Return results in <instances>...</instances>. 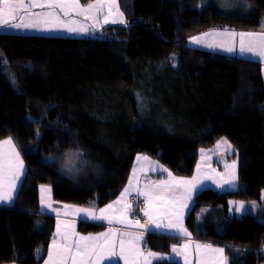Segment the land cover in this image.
<instances>
[{"label": "trees", "instance_id": "obj_1", "mask_svg": "<svg viewBox=\"0 0 264 264\" xmlns=\"http://www.w3.org/2000/svg\"><path fill=\"white\" fill-rule=\"evenodd\" d=\"M247 1L250 10L227 13L170 0H119L127 23L105 25L97 36L0 28V53L15 77L13 83L0 74V140L13 137L28 168L15 203L0 207V264L47 259L57 217L41 213V185L52 186L59 205L98 209L120 195L138 154L189 177L200 149L215 148L222 138L237 150L243 185L202 191L187 227L198 241L237 247L229 251L230 264L263 263V64L188 42L219 28L264 32V0ZM75 152L85 162L77 160L78 171H63ZM231 200L257 202L258 212L231 218ZM79 229L106 227L82 222ZM180 243L153 230L144 238L146 251L168 256Z\"/></svg>", "mask_w": 264, "mask_h": 264}, {"label": "snow or ice", "instance_id": "obj_2", "mask_svg": "<svg viewBox=\"0 0 264 264\" xmlns=\"http://www.w3.org/2000/svg\"><path fill=\"white\" fill-rule=\"evenodd\" d=\"M108 6V11L103 15V22L100 23L99 14L104 6ZM113 8L116 9V15L121 19L110 18L113 16ZM32 9H40L33 12ZM21 13L27 15L31 22H23ZM83 17L84 20H92L94 28H102L108 24H126L123 19L124 13L120 12L116 5V0H94L93 3L81 4V0H0V28L8 29H26L52 31L58 29H66L73 33H87L89 27L75 26L77 21L72 19L65 22L61 19L70 17L71 14ZM21 18L20 23H14L17 18ZM71 25V26H70ZM210 32L202 33L201 36H209ZM220 35H228L231 37L239 36V47L234 44L227 46L223 44H207L201 39V36H193L189 38L190 44L205 45L209 48H222L228 52H239L242 54H250L259 58L264 62V32H240L225 30ZM249 39H245V38ZM174 59V57H173ZM26 67H31L26 65ZM0 74L9 76L10 80L15 83V77L11 75L10 66L6 58L0 55ZM43 115V114H42ZM31 119V118H30ZM39 136V132H36ZM227 140L222 138L217 142L227 144ZM7 146V151L5 150ZM231 147L230 145H228ZM204 150H201L203 155ZM82 152L69 153L68 159L63 162L62 170L66 172L78 171L76 162H85L80 159ZM47 159H55L48 157ZM137 162H145L154 165L152 171H159L165 175V179L150 180L143 188L138 187L139 179L137 177V168H133V175L129 178L128 185L120 192L119 197L103 208L99 209V214L95 206L77 208L76 212L82 214L85 220L97 222H107V224H118L125 227L135 225L144 231L155 230L160 234L175 233L178 238H185L189 242L184 243L181 247L171 246V252L176 257H182L183 264H191V256L193 252L199 258V264H227V257L224 255L223 248H214L211 245L190 243L191 233L184 226L185 215L194 211L195 197L202 190L206 189L207 182L214 183L218 188L236 187L237 162L234 160L231 165H225L228 169L224 173L217 176L201 174L200 166L197 165L196 174L191 177H182L174 175L169 169L160 165L158 162L152 161L150 157L138 154ZM143 171V169H140ZM24 162L20 153L11 137L0 141V204H12L18 196L22 187L21 177L25 173ZM135 181V183H134ZM51 188L47 185L41 186V213L47 210L59 212V209L53 208L50 203V197L46 193H50ZM137 203L135 207L129 202V197L133 196ZM140 198H143L142 201ZM141 203L143 206H141ZM65 208L68 206L65 205ZM253 207H255L253 203ZM247 211L245 204L240 203L236 209L237 212ZM264 211V210H262ZM139 212L145 219L141 223L139 218L135 220L129 219V214ZM203 214V210L201 215ZM199 218V217H198ZM58 237V240L55 238ZM144 239L143 232L139 235H132L129 232L121 233L120 228L110 227L107 232L97 233L96 235H81L75 231L74 224L64 222L63 229L61 221L57 219L56 232L54 238L47 251V259L44 264H103L104 261L116 260L119 258L123 264H140L143 260L144 264H151L147 257H152L161 261L172 259V256H165L159 253L148 252L147 257L140 251L139 243ZM38 252L40 250H37Z\"/></svg>", "mask_w": 264, "mask_h": 264}, {"label": "rangeland", "instance_id": "obj_3", "mask_svg": "<svg viewBox=\"0 0 264 264\" xmlns=\"http://www.w3.org/2000/svg\"><path fill=\"white\" fill-rule=\"evenodd\" d=\"M170 1H172L174 3H177L179 5L181 4L182 7L183 6H189V7L193 8V9H198V10H201V11L205 10V9H208L210 7H213V6L214 7H218L221 10H223V12H227V13H229V12L234 13V12H237V11H240V10H243V11L250 10V4H249V2L247 0H170ZM26 2H27V0H26ZM93 2H94V0L91 1L90 3H93ZM81 4H83L82 1H81ZM116 5L118 6L119 11L123 12V10L121 9L119 0H116ZM32 11L36 12V11H40V9H32ZM107 11H108V6L105 5L103 10H102V12L99 14V19H100V23L101 24L103 22V15ZM115 13H116V9L113 8V16L110 17V18H114V19H117V20L121 19ZM61 19L64 20L65 22H69V23H70V21L72 19H75L77 21V24L75 26L83 25L85 27H89L90 31L87 32V33H73V32H69V31H67L66 29H63V28L58 29V30H52V31L26 30V29H8V28H1V29L4 32H8V33L37 34V35L41 34V35H46V36H62V37H81V36H97L98 35V30H97V28L93 27L94 22L92 20H84L83 17L76 16L74 13L71 14L70 17H64L63 15H61ZM123 19L126 20L125 14L123 16ZM20 22H21V18L18 21H15L14 23H20ZM23 22L27 23V22H31V21L29 20V18H27V19H23ZM115 24H120V23H115ZM225 30L230 31V32L232 31V29H230V28H226V29L219 28V29L210 30L209 32H211V34L209 36H201V34L196 35V36H201V39L205 41V45L210 43V44H223V45L227 46V45H229L231 43V44H234L238 48L240 40H238L237 36L231 37V36H228L226 34L220 36L219 33H224ZM213 31H218L219 35L215 36V32H213ZM245 32H254V31L246 30ZM213 39H215L216 42H213L212 41ZM222 41H226V42H222ZM190 45L193 46V47H201L200 45H196V44H190ZM205 45H203V46H205ZM203 48H205V47H203ZM206 48L208 50H212V49L216 50L217 49V48H209L207 46H206ZM235 53H237V52H228V51L224 50V54H227L229 56H232ZM0 55H2V53H0ZM11 138L13 139V141H14V143H15V145H16L19 153H20V156H21V158L23 159V162H24V168H25L26 171H25L24 175L21 177V180H22V183H23V180H25L27 172H28L27 164L25 162V159L23 157L21 149L19 148L20 146L18 144H16V141H15V139L13 137H11ZM5 139H7V138H5ZM5 139H2V140H5ZM224 139H226V138H224ZM2 140H0V141H2ZM226 140H227L228 143L227 144H220L219 147L216 146L215 148H201L200 149V153H199V159H198L197 165L200 166V173L201 174L217 176L219 173L226 172L228 169H226L225 165H231L232 162L235 160L237 162L236 174H237V177H238L236 187H234V188L233 187H225L224 189L221 190L214 183L207 182V186H206L205 190H207V189H215V190H218L219 192L236 191V190L241 189V187L243 185L241 183V181H240V176H239V170H240L239 156L238 155L235 156L236 153H237V150L234 147V145L228 139H226ZM228 145H230L231 147H229ZM202 149L204 150L203 155L201 153ZM5 150L7 151V146H5ZM146 156L150 157L152 161L158 162L160 165H163L165 168L169 169L174 175L179 176V175L175 174L168 166H166L165 164L160 162L158 159L151 157V155H146ZM134 167L137 168V177L139 179V183L137 185L138 187L143 188V186L145 184H148V182L150 180H160V179H165L166 178V176L162 175L159 171H152L151 170V168L154 167V165L150 166L149 164H147V163H145L143 161L138 163L137 159H136L135 162H134V165H133V168ZM133 168H132V171L130 173L129 178L133 175ZM141 168L143 169V171L140 170ZM196 168H197V166H196ZM196 168H195V171H194L193 175L196 174ZM193 175H191V176H193ZM191 176H189V177H191ZM128 182H129V179H128ZM128 182H127L126 186L128 185ZM134 183H135V181H134ZM44 185L50 186V188H51L50 193H46V195L50 197V201L49 202L53 204V202H56L54 200V197H53V195H54L53 188H52L51 185H48V184H44ZM41 186H40V197H41ZM202 191H204V190H202ZM142 199L143 198H140L141 201H142ZM129 200L133 201V205L135 207V204L137 203V201L135 200L134 195L130 196ZM15 201H16V199H15ZM15 201H14V203H15ZM240 202H242V201H239V200H231L230 201V204H232L231 208L229 210L231 218L232 217H242L243 215H245V214H242L241 211L240 212L236 211L237 208L235 207V204L236 203H240ZM195 203H196V197H195ZM253 203H254V205L255 204L258 205L257 202H250V204H251L250 206L251 207H248L249 208L247 210L248 213H246V214H249V213L250 214H256L258 212L259 207L257 205H255L256 208L253 207ZM7 205H9V204H0V206H2V207H7ZM141 206H143L142 203H141ZM194 207H195V205H194ZM40 208H41V204H40ZM47 211H51V210L49 209ZM189 216H190V214L185 215L183 223H184V226L190 232L189 228L187 227V219H188ZM145 219L142 220L141 222L142 223H143V221L145 222ZM132 220H134V218ZM110 227L115 228L114 225L113 226L110 225L107 228H110ZM128 227L138 228L135 225L128 226ZM102 232H106V230H104ZM123 232H129L132 235H139L141 233L138 230L121 229V233H123ZM142 232H143V235H144V238H145V234H148L150 232V230L149 231H144L143 230ZM144 232H145V234H144ZM98 233H101V232H98ZM89 234L96 235L97 233L96 232H83L81 235H89ZM160 235L176 237L175 233L160 234ZM180 240L183 243H186V239L185 238H180ZM224 245H227V244H224ZM230 246H232L233 249L237 248V247H234L233 245H230ZM139 248H140L141 252H143V253L147 252L145 250V248H144V239L142 241H140ZM261 250H259L260 253L262 252ZM159 254H162V253H159ZM261 254H263V253H261ZM162 255L168 256V254H162ZM153 259L157 260L155 258H153ZM173 261H175V260H173ZM141 262H143V261L141 260ZM177 262L178 263L181 262V264H183V261H181V260H177Z\"/></svg>", "mask_w": 264, "mask_h": 264}, {"label": "crops", "instance_id": "obj_4", "mask_svg": "<svg viewBox=\"0 0 264 264\" xmlns=\"http://www.w3.org/2000/svg\"><path fill=\"white\" fill-rule=\"evenodd\" d=\"M21 17L23 18V19H27L28 18V16L27 15H24L23 13H21ZM20 18L18 17L15 21H18ZM14 21V22H15ZM103 26H105V25H103ZM102 28H97V30L98 31H100ZM232 31H234V30H232ZM213 32H215V36L216 35H219L218 34V31H213ZM235 32V31H234ZM211 33V32H210ZM235 33H240V32H235ZM245 33H248V32H245ZM254 33H257V32H254ZM33 35V34H32ZM34 35H37V34H34ZM39 35H41V34H39ZM221 36V35H220ZM81 37H85V36H81ZM237 38H238V40H240V37L237 35ZM246 40L248 39L247 37L245 38ZM213 42H216L215 41V39H213L212 40ZM222 42H226V41H222ZM210 44V43H209ZM201 47H205L206 48V46H203V45H200ZM207 49V48H206ZM212 50H215V49H212ZM215 51H221V52H224V49H222V48H217ZM234 55H238V56H244V57H248V58H252V59H256V60H259V61H261L259 58H257V57H254V56H252V55H250V54H242V53H239L238 51H237V53H235ZM262 62V61H261ZM262 64H263V75H264V62H262ZM217 146V145H216ZM224 189V188H223ZM222 190V189H221ZM129 199H130V197H129ZM129 202H132V200H129ZM244 204H245V206L247 207V209H249L248 207H251L250 205V202H246V201H242ZM133 203V202H132ZM241 203V202H240ZM240 203H236L235 204V207L236 208H238L239 207V205H240ZM14 203H12L11 205H13ZM230 204V203H229ZM11 205H7V207H10ZM53 208H56V209H59V212L58 213H56V212H52V211H47L46 212V214H52V215H54V216H56L57 217V219H59V221H61V227H62V229H63V226H64V222H68V223H70V224H74V227H75V231L77 232V233H79V234H82V232H80V229H79V225H80V223H82V222H87V223H93V224H100V225H104L105 227H106V232L109 230V228H107L108 226H110L109 224H107V222H97V221H92V220H90V219H88V220H85L84 218H82V214H78L77 212H76V209L77 208H71V207H67V208H65L64 206L65 205H59V204H57V203H55V202H53ZM231 205L232 204H230V208H231ZM255 205H257V204H255ZM258 207H259V205H257ZM0 207H2V206H0ZM101 208H103V207H101ZM255 208H256V206H255ZM99 209L100 208H98V209H96L98 212H97V214H99ZM242 212V214H246V213H248L247 211H245V210H242L241 211ZM134 218V220L135 219H137V218H139L141 221L142 220H144V217H142V214L141 213H139V212H134V213H131V214H129V219L130 220H132ZM142 223V222H141ZM143 223H144V221H143ZM115 226V228H120V229H128V230H138V231H140V232H142L143 230L142 229H139V228H135V227H125V226H122V225H118V224H112L111 226ZM56 232V231H55ZM153 232L154 233H156V234H160L159 232H157V231H155V230H153ZM144 234H145V232H144ZM54 238V237H53ZM57 240H58V237H55ZM186 242H189L187 239H186ZM190 243L194 246L195 244H197V243H199V244H202V245H211L212 247H214V248H223L224 249V255L227 257V264H230V259H229V251L231 250V249H233V247L232 246H230V245H222V244H216V243H212V242H207V241H198V240H196L195 238H193V236L191 235V239H190ZM184 243L181 241V243L180 244H178V245H176L178 248L179 247H181L182 245H183ZM262 252L261 253H263L264 254V246H263V248H262V250H261ZM147 254H148V251L146 252V253H144V255H145V257H147ZM171 256H172V258L173 259H171L172 261L173 260H175V261H177V260H181V261H183V259H182V257H176V256H174L172 253H171ZM148 258V260H150L151 261V264H153L155 261H160V260H154L152 257H147ZM179 258V259H178ZM143 261V260H142ZM199 263V258H198V256L195 254V253H193L192 254V256H191V264H198ZM44 264V263H43ZM103 264H110V262L109 261H104L103 262ZM111 264H123V261L122 260H120V259H116V260H113V261H111ZM140 264H144V261L143 262H141L140 261ZM262 264H264V261H263V263Z\"/></svg>", "mask_w": 264, "mask_h": 264}, {"label": "bare ground", "instance_id": "obj_5", "mask_svg": "<svg viewBox=\"0 0 264 264\" xmlns=\"http://www.w3.org/2000/svg\"><path fill=\"white\" fill-rule=\"evenodd\" d=\"M145 155H146V154H145ZM43 185H44V184H43ZM118 197H119V196H118ZM116 199H117V198H116ZM116 199H114V200H116ZM114 200H112V201H114ZM112 201H111V202H112ZM111 202H109V203H111ZM132 202H133V201H132ZM109 203H108V204H109Z\"/></svg>", "mask_w": 264, "mask_h": 264}, {"label": "built area", "instance_id": "obj_6", "mask_svg": "<svg viewBox=\"0 0 264 264\" xmlns=\"http://www.w3.org/2000/svg\"><path fill=\"white\" fill-rule=\"evenodd\" d=\"M143 217V216H142ZM145 219V218H144Z\"/></svg>", "mask_w": 264, "mask_h": 264}]
</instances>
